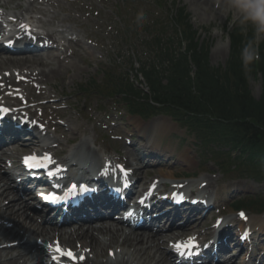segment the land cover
Returning <instances> with one entry per match:
<instances>
[{
    "label": "bare ground",
    "instance_id": "1",
    "mask_svg": "<svg viewBox=\"0 0 264 264\" xmlns=\"http://www.w3.org/2000/svg\"><path fill=\"white\" fill-rule=\"evenodd\" d=\"M190 1L195 9V12L198 14L196 17L200 22H210L215 16L220 15L222 11L223 14H221V17H228L221 6L219 7V11L214 7L210 6L212 1L216 3L219 0ZM33 3H35V1L28 2V8L26 9H29V7ZM65 20H69V18L66 16L63 18V21ZM226 47L227 45L225 46V48ZM225 48L222 45H218L215 51L216 53H220L224 51ZM47 53L51 52L49 51ZM45 57L47 59L50 58V56H42L41 58L34 57L33 60H30L28 58L22 60L24 61V63L37 62L38 65L49 66L51 63L48 60H45ZM59 58L57 63H53L54 66L51 67L53 69H50L49 71H45L43 73L52 76L55 71H62V68L64 67L60 63ZM12 61H14V59L0 57V65L8 64L7 66L10 67L13 64ZM0 70H8V68L0 67ZM5 79L8 80L6 76ZM8 84L9 86L13 85L12 82ZM1 89L3 88H0V90ZM81 131H83L81 125L79 123H73V127L70 130V133L72 135L70 138L73 137V139H75ZM84 143V141L81 142V144ZM168 174L171 173L169 172ZM2 182L3 177L0 176V217L7 220L10 225L5 226L4 223H0L1 239H5V241L7 240V242H9L14 240L16 237H21V239H23L24 237H26L27 234H29L31 237L39 236L40 238H43L49 237L55 232H60L61 230H63L64 226L59 225L58 221L54 222L53 219H46V223H37L35 217L36 215L32 214V212L29 213L30 209H26L27 203L25 202V200H23L20 194L18 192H14L12 190L13 187L11 185H5L2 184ZM5 200L9 201L6 205L3 204ZM192 213L193 215L195 214L194 210ZM107 217V215H103L101 213H99V215L95 217L88 216L87 221L90 224L80 226L78 225V227H73V230H76L78 232L77 238L84 239L80 241L81 248L89 246L96 253V257L89 259L87 262H90V264H172L170 257L171 254L164 249L165 239L161 237L160 232H158L161 230L152 232V229H154V227H152L151 225V228H146L144 232H136L132 230H127L126 228L119 226V224L115 223L114 221L107 219L95 223L96 221H100ZM162 218L163 217H160L157 220H162ZM190 221L192 220H187L185 222V228L191 225ZM70 228H72V225L68 226L67 228H64V230ZM172 228H176L175 224H173ZM260 231L264 232V227H261ZM172 233L176 232L172 231ZM58 234L61 236L63 235L60 233ZM70 240L71 237L68 238L67 242L70 243H68L67 246H69L73 242ZM73 247L78 248L76 247L75 243L73 244ZM109 248H115L116 258L108 255ZM14 250H18V252L16 254H13L12 252ZM27 250V246L20 245H18L17 247H10L9 245L3 248L0 247V264H44L42 259V251L38 253L39 257H36L35 261H33L32 259L29 263V252H27ZM119 253H124V258L122 260L117 257ZM220 253L222 255L227 254L224 249H222ZM102 256L107 257V259L105 261H101L100 258ZM125 259L126 263L123 262ZM223 264L231 263L227 262Z\"/></svg>",
    "mask_w": 264,
    "mask_h": 264
},
{
    "label": "clouds",
    "instance_id": "2",
    "mask_svg": "<svg viewBox=\"0 0 264 264\" xmlns=\"http://www.w3.org/2000/svg\"><path fill=\"white\" fill-rule=\"evenodd\" d=\"M233 24L238 23L242 33L247 35L244 50L249 53L246 59L251 62L259 58L261 43H264V0H219Z\"/></svg>",
    "mask_w": 264,
    "mask_h": 264
},
{
    "label": "rangeland",
    "instance_id": "3",
    "mask_svg": "<svg viewBox=\"0 0 264 264\" xmlns=\"http://www.w3.org/2000/svg\"><path fill=\"white\" fill-rule=\"evenodd\" d=\"M184 1H182V3L183 4H187L186 1L185 2ZM95 2L99 3L100 0H95ZM102 2H104V5L102 7L105 10H109L110 11V10H114L115 9L116 3L120 2V0H116V1L115 0H112V1L111 0H103ZM107 2L110 3V4H108ZM111 2H113V3L111 4ZM187 5L189 6V4H187ZM109 7H111V8H109ZM204 25L207 26L208 24H204ZM118 26L121 29L125 28L126 27V23L122 20L121 22H118ZM209 29L211 30V32H210V30L207 33L202 32L201 38L204 39V40L209 39V41H210L212 62L214 64H222L223 65V64H225V62H226V60L228 58L226 52L223 51L222 54H220L219 56L218 55L215 56L214 55V50H215V45H217L219 43L225 44V39H224V37H214V34L216 32L220 33L219 29H217L214 24H212ZM205 34H206V36H205ZM144 36H145V34L142 33V37H144ZM87 75L91 76V73H87ZM77 81H79V79ZM252 85L255 88V91L257 93V84L256 83H252Z\"/></svg>",
    "mask_w": 264,
    "mask_h": 264
},
{
    "label": "snow or ice",
    "instance_id": "4",
    "mask_svg": "<svg viewBox=\"0 0 264 264\" xmlns=\"http://www.w3.org/2000/svg\"><path fill=\"white\" fill-rule=\"evenodd\" d=\"M35 161H36V157H30V158L26 159V163H28V165L30 167L36 166V164L34 163ZM75 187L76 186L73 185V190L75 189ZM241 216H243V213H241ZM196 246L197 245L195 244V238L194 237H190L189 238V242L187 244H183V245L177 244L176 248L178 250H180V249H190V248H194ZM49 247L51 248L52 246L49 245ZM54 251L59 254V257H66L67 259L73 260V261H75L77 259L76 255L73 252H71L70 250L69 251H65L64 249L59 247V245H57L55 247ZM59 257L54 256L53 259H58ZM80 259H83V257H80Z\"/></svg>",
    "mask_w": 264,
    "mask_h": 264
},
{
    "label": "trees",
    "instance_id": "5",
    "mask_svg": "<svg viewBox=\"0 0 264 264\" xmlns=\"http://www.w3.org/2000/svg\"><path fill=\"white\" fill-rule=\"evenodd\" d=\"M264 105V104H263Z\"/></svg>",
    "mask_w": 264,
    "mask_h": 264
}]
</instances>
